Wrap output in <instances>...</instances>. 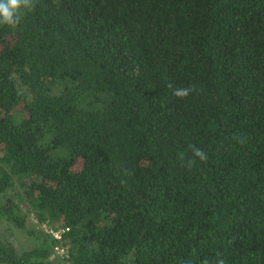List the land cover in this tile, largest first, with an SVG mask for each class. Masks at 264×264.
Here are the masks:
<instances>
[{
	"label": "trees",
	"instance_id": "16d2710c",
	"mask_svg": "<svg viewBox=\"0 0 264 264\" xmlns=\"http://www.w3.org/2000/svg\"><path fill=\"white\" fill-rule=\"evenodd\" d=\"M28 7L0 25V226L36 245L0 264H264V0Z\"/></svg>",
	"mask_w": 264,
	"mask_h": 264
},
{
	"label": "clouds",
	"instance_id": "9594fccd",
	"mask_svg": "<svg viewBox=\"0 0 264 264\" xmlns=\"http://www.w3.org/2000/svg\"><path fill=\"white\" fill-rule=\"evenodd\" d=\"M32 0H0V25L15 26L19 23L21 10L29 9L28 5ZM171 88L172 85L170 84ZM193 89L189 88H176L173 90L172 95L177 98H186ZM194 156L201 161L206 159V154L200 149H193ZM184 154L181 153L180 157L183 159ZM195 161H188L189 164H193ZM203 264H208V261H204ZM216 264H225V261L221 258L216 261Z\"/></svg>",
	"mask_w": 264,
	"mask_h": 264
},
{
	"label": "rangeland",
	"instance_id": "374dc122",
	"mask_svg": "<svg viewBox=\"0 0 264 264\" xmlns=\"http://www.w3.org/2000/svg\"><path fill=\"white\" fill-rule=\"evenodd\" d=\"M15 188L17 190H20V187L18 186L17 183L15 185ZM9 195L11 196V193H9ZM26 227L28 229L39 228L43 230L47 228V226L43 224H38L36 220H31V219L28 220ZM0 241L10 242L17 253H20L25 250H29L36 245L34 239L27 236L25 231L7 226H0ZM54 258L57 259L60 257L56 254H52L51 259Z\"/></svg>",
	"mask_w": 264,
	"mask_h": 264
},
{
	"label": "built area",
	"instance_id": "2783aa9c",
	"mask_svg": "<svg viewBox=\"0 0 264 264\" xmlns=\"http://www.w3.org/2000/svg\"><path fill=\"white\" fill-rule=\"evenodd\" d=\"M67 231V229H63V228H58V229H54V228H50V229H46V232L49 233L55 240L60 241L64 235V233ZM54 253L58 254L60 256H66V250L65 248L61 247L60 245L55 246L53 248Z\"/></svg>",
	"mask_w": 264,
	"mask_h": 264
}]
</instances>
